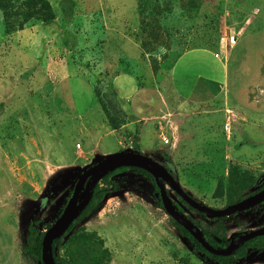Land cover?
<instances>
[{"label":"rangeland","instance_id":"374dc122","mask_svg":"<svg viewBox=\"0 0 264 264\" xmlns=\"http://www.w3.org/2000/svg\"><path fill=\"white\" fill-rule=\"evenodd\" d=\"M47 1L50 21L38 14L27 21L16 18L29 11L24 4L31 0L0 1L14 15L5 21L0 6V264H36L21 253L30 223L37 220L45 232L64 209L80 175L113 153L151 158L209 208L222 209L236 194L246 197L257 191L264 177V117H249L248 112L256 110L254 103L239 109L219 99L193 108L174 98L154 118L152 113L133 116L126 110L130 99L117 98L137 85L166 88L171 62L187 50L213 53L217 48L225 55L237 40L264 29V0ZM34 8L39 12L37 3ZM142 21L160 28L164 45L152 55L141 53L137 40ZM206 36L210 42H205ZM74 76L95 93L92 109L77 114H84L81 117L67 116L52 98L56 84ZM119 82L124 87H118ZM145 90L140 103L159 111L154 96ZM260 95L259 113L264 111V89ZM162 118L182 137L176 148L172 140L168 146L160 142L156 127ZM116 177L120 190L63 239L58 253L64 261L207 264L157 206L156 194L139 173L129 170ZM181 207L195 222L214 226ZM225 218L226 238H240L264 227V204ZM231 264H264V253L251 262L233 259Z\"/></svg>","mask_w":264,"mask_h":264},{"label":"crops","instance_id":"0c3cea01","mask_svg":"<svg viewBox=\"0 0 264 264\" xmlns=\"http://www.w3.org/2000/svg\"><path fill=\"white\" fill-rule=\"evenodd\" d=\"M185 59L192 61L183 64L182 61ZM168 77H170V81L167 80L168 84L163 90H159L157 87L151 89L139 86L136 83L137 87L134 86L132 92L127 89L122 94L119 93L117 99L125 101L129 98L130 101L127 103L130 109L124 107L135 117H143L152 113L155 118L160 115L162 108H167L170 103H173L174 98H180L181 105H189L188 107L193 108L204 107L216 100L226 99L234 107L239 108L238 106L246 105L247 109V102L250 101L254 103L256 110L247 111L249 117H264V111L259 113L257 108L260 104L258 101L261 97L260 93L264 89V29L237 40L235 46L223 56L218 49L213 53L207 49L187 50L173 59L164 80ZM130 81H128V86ZM123 85L122 82H119L117 86L122 88ZM142 89H147L150 91L148 94L154 96L153 100L160 107L159 111L153 104V106L145 104L146 107L141 108L144 105L140 101H143L146 96V90L141 91ZM166 90L168 100H165ZM141 92H143L142 97L139 96ZM93 96L91 85L78 76L63 78L56 84L52 94L54 105L67 116L76 115L75 117H81L92 109L91 105L95 101ZM76 102H83L89 109L85 110L84 105H78ZM78 107L80 109H77ZM134 108L139 110L134 111ZM82 111L86 112L83 115H77ZM141 111L142 116L139 115ZM180 138L182 139V137Z\"/></svg>","mask_w":264,"mask_h":264},{"label":"water","instance_id":"95a60500","mask_svg":"<svg viewBox=\"0 0 264 264\" xmlns=\"http://www.w3.org/2000/svg\"><path fill=\"white\" fill-rule=\"evenodd\" d=\"M120 168H135L149 174L158 189L156 197L161 201L165 213L178 225L185 229L191 237L209 254L219 257H229L245 242L264 235V227L249 231L240 236L238 242L234 244L232 240L225 250H218L209 245L201 235V232L194 228L185 217L180 216L168 196L166 186L194 211L205 215L208 219H218L231 215H240L264 202V187L256 193L249 195L242 200L227 205L222 209H213L194 200L177 183L171 172L163 165L151 158L138 153L117 152L108 155L103 160L95 163L85 170L77 179L70 198L64 209L55 222L45 231L42 238V253L38 264H55L52 250L53 242L62 237L69 227L77 220L88 205L93 190L97 184L110 172ZM257 252H252L245 258V262L253 261Z\"/></svg>","mask_w":264,"mask_h":264},{"label":"trees","instance_id":"16d2710c","mask_svg":"<svg viewBox=\"0 0 264 264\" xmlns=\"http://www.w3.org/2000/svg\"><path fill=\"white\" fill-rule=\"evenodd\" d=\"M2 1V0H0ZM38 4L40 9L39 12L34 8L35 4ZM26 8L30 7L29 11L22 12L18 14L16 17L18 20L22 18L23 20L27 21L28 19H32L33 16L36 17L38 14L40 17L45 18L46 21H50L52 19L51 15H48L50 6L48 4L47 0H31L30 3H25L24 4ZM0 6L2 7L3 15L5 16V21L8 20L11 16L13 17L14 15L10 14L11 12L10 9L5 10V6L0 3ZM41 15H40V14ZM142 24L140 25V35H139V46L141 48V53H147L149 55H152L153 52L156 50L157 47L163 46L164 43L161 42L159 38V33L157 30H160L158 26H156V23H149L147 26H144L143 21L141 22ZM159 25V24H158ZM202 38V37H201ZM205 42H210L211 38L210 36L204 37ZM209 46V45H208ZM207 46V47H208ZM197 48V47H196ZM153 49V50H151ZM217 50V48H216ZM181 54V53H180ZM155 70V69H154ZM157 72V70H155ZM94 93V91H93ZM95 96V93H94ZM146 103H143L145 105ZM158 127H156V130ZM134 171L136 173H139L145 181L148 183V185L151 187L152 192L156 193L157 192V187L154 183L153 178L147 174L144 171L135 169V168H120L117 169L113 172L108 173L100 183L97 184V186L94 188L91 199L84 209V211L81 213L80 217L73 222V224L69 227V229L66 231V233L60 237L59 239L55 240L53 242L52 250L54 253V260L55 264H70V261H64V258H61L58 249L62 246V241L65 237H68L69 234L73 231L75 226L79 224L82 220L88 218L90 215L95 213L103 204V201L106 197H110L113 192H117L120 190V187L118 185L117 181H114L115 178H117V175H120L122 173H125L126 171ZM171 174L174 175V173L170 170ZM233 174V171L231 170L230 175ZM243 178H246V176H243ZM237 182V181H236ZM240 184H242L241 180H238ZM101 184H105L106 186L104 188H100ZM219 184H222V180L219 181ZM251 185L253 184L252 182L250 183ZM249 185V187L251 186ZM256 185V183L254 184ZM264 187V177L262 182L260 183V186L258 187L257 190L261 189ZM71 193V191H70ZM69 193V195H70ZM252 194V193H251ZM249 194V195H251ZM248 195V196H249ZM230 196V195H229ZM247 197V196H246ZM245 198V196L240 194H236L235 199H231L227 205L236 203L240 200ZM179 199V198H178ZM179 202V203H178ZM178 202H174V206L176 209V212L180 215L186 218V220L193 226L196 227L197 229L200 230L202 236L204 239L214 248L219 249V250H225L226 246L228 245V241L226 238V230L224 226V218H218V219H210L214 223V226L211 228H208L207 226H203L204 224L202 223H197L193 219H191L188 216H185L184 214V209L181 207V204L189 209L190 211H194L191 209L186 203H184L181 199H179ZM42 204L40 207H44L46 204L44 202H41ZM156 204L159 208H162V204L160 199H156ZM41 208V209H42ZM249 211V210H248ZM196 212V211H195ZM61 213V211H60ZM60 215V214H59ZM199 216L205 217L203 214L198 213ZM206 218V217H205ZM172 220V219H171ZM38 221L33 220L30 225L27 228V236L25 239V243L21 248V253L24 257L27 258H32L36 264H38V261L41 258V253H42V238L45 232L40 231V229L37 227ZM173 226L179 231L180 235L188 241L189 244H191L193 250L195 252L200 253L205 260H207V264H231V260L233 259H243L246 255L247 252L249 251H254L256 250L258 254L264 253V235L260 237L253 238L250 241H247L244 243V245L240 246L233 255L229 257H219L215 255H211L208 252H206L194 239L191 237V235L183 229L180 225H178L174 220H172ZM51 225L47 224L46 225V230L50 227ZM84 239V238H83ZM82 237L80 238V241H83ZM86 242V241H85ZM249 249V250H248ZM248 250V251H247Z\"/></svg>","mask_w":264,"mask_h":264},{"label":"built area","instance_id":"2783aa9c","mask_svg":"<svg viewBox=\"0 0 264 264\" xmlns=\"http://www.w3.org/2000/svg\"><path fill=\"white\" fill-rule=\"evenodd\" d=\"M216 57H218L216 55ZM163 123L158 126V137L160 138L161 143L164 146L170 144V140L173 142V147L176 148L179 142V138L176 133L175 127L172 125L167 118L162 119ZM167 130H170L171 133L168 134ZM170 138V139H169Z\"/></svg>","mask_w":264,"mask_h":264},{"label":"flooded vegetation","instance_id":"af4514ba","mask_svg":"<svg viewBox=\"0 0 264 264\" xmlns=\"http://www.w3.org/2000/svg\"><path fill=\"white\" fill-rule=\"evenodd\" d=\"M263 188V187H262ZM260 190V189H259ZM158 191V190H157ZM166 191H167V194H168V196L172 199V203H174V202H178V201H175V198H179L176 194H175V192L173 191V190H171L168 186H166ZM258 191V190H257ZM256 191V192H257ZM256 192H254V193H256ZM157 193V192H156ZM155 193V194H156ZM254 193H252V194H254ZM251 194V195H252ZM157 199H159L158 197H157ZM180 199V198H179ZM179 203V202H178ZM264 204V202L263 203H261V204H259V205H257V206H260V205H263ZM174 205V204H173ZM175 207V206H174ZM256 207V206H255ZM254 208V207H253ZM252 209V208H251ZM251 209H249V210H251ZM176 210V209H175ZM246 212H248V210L247 211H245V212H242V213H246ZM198 213V212H197ZM201 214V213H200ZM205 216V215H204ZM234 216H239V215H231V216H229V217H234ZM206 217V216H205ZM207 218V217H206ZM194 228H196V227H194ZM197 229V228H196ZM199 230V229H198ZM200 231V230H199ZM245 234L246 233H248V232H244ZM202 235V234H201ZM244 235V234H243ZM241 236H242V234H241ZM204 238V237H203ZM234 241V244H236L237 242H238V240H239V237H237V238H230L229 240H228V238H227V241H228V245H229V243L231 242V241ZM252 240V239H251ZM250 241V240H249ZM207 242V241H206ZM208 243V242H207ZM246 243V242H245ZM209 244V243H208ZM210 245V244H209ZM228 245L226 246V248L228 247ZM244 245V244H243ZM214 248V247H213ZM225 248V249H226ZM216 249V248H215ZM219 250V249H218ZM249 250V249H248ZM247 250V251H248ZM252 252H257L256 250H254V251H249L248 252V254L247 255H249L250 253H252ZM257 254H258V252H257ZM247 255L242 259V261L244 262L245 261V258L247 257ZM240 259V258H239Z\"/></svg>","mask_w":264,"mask_h":264},{"label":"clouds","instance_id":"9594fccd","mask_svg":"<svg viewBox=\"0 0 264 264\" xmlns=\"http://www.w3.org/2000/svg\"><path fill=\"white\" fill-rule=\"evenodd\" d=\"M163 119V118H162ZM163 122V121H162ZM180 140V139H179ZM161 142V141H160ZM164 146V145H163ZM169 148H171V147H169Z\"/></svg>","mask_w":264,"mask_h":264}]
</instances>
